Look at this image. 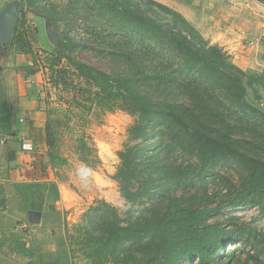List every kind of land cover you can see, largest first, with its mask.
Returning a JSON list of instances; mask_svg holds the SVG:
<instances>
[{
    "label": "trees",
    "instance_id": "1",
    "mask_svg": "<svg viewBox=\"0 0 264 264\" xmlns=\"http://www.w3.org/2000/svg\"><path fill=\"white\" fill-rule=\"evenodd\" d=\"M72 1L117 25L107 34L99 26L88 37L111 67L107 71L62 50H44L55 84L73 91L68 99L74 105L86 104L80 96L91 101L85 105L89 109L111 98L112 108L138 116L129 128L138 141L119 151L115 174L130 204L121 209L99 200L85 211L77 226L84 255L94 264H225L220 253L236 235L216 217L221 208L257 203L264 212V110L247 96L249 86L264 88V73L244 71L161 1ZM28 22L22 12L11 42L18 52L33 55L29 73L35 74L41 55ZM64 43L71 52L80 46L69 33ZM227 160L242 171L214 203L217 192L209 187L218 173L213 167ZM24 187L28 193L33 188ZM177 188L182 194L174 192ZM249 231L257 249L255 241L264 234L252 226ZM59 257L43 264H60Z\"/></svg>",
    "mask_w": 264,
    "mask_h": 264
},
{
    "label": "rangeland",
    "instance_id": "2",
    "mask_svg": "<svg viewBox=\"0 0 264 264\" xmlns=\"http://www.w3.org/2000/svg\"><path fill=\"white\" fill-rule=\"evenodd\" d=\"M19 1L21 7L17 12V17L25 12L28 21H42L41 18H44L47 21V30L49 29L53 35L51 38L43 25L36 32L28 22L35 49L41 55L38 71L41 73L40 88L43 94L37 92L34 86L29 87V93L36 106L40 108L39 110L42 109L39 104H44L40 119L45 121V129L37 133L39 140L42 137L47 146L43 154L38 151L40 149L38 147L36 156L43 155L48 175L55 180V183L61 182L62 190L72 189L74 193V205L61 212V223L58 225L49 223V226L47 223L43 226L38 224L36 236L41 241L55 240L53 241L56 243V251L47 254L50 260H55V257L60 256L58 261L60 264L61 257L64 264H94L93 257L87 258L84 255L86 248H81L80 240L77 238L79 235L77 226L85 211L99 200H105L121 209L129 206L130 203L120 193V185L115 179V174L120 163L119 151L127 144H134L138 141L129 134V128L138 116L122 107L112 108L111 98L105 99L102 105H94L89 109L85 105L91 101L87 100V96H80L79 102L86 104L74 105L73 101L68 99L73 91L70 89L68 92L63 85L55 84L52 77L53 68L50 66V54H45L44 50L51 53L62 50L81 61L108 71L111 61L93 49L95 44L90 39L93 36L88 37L99 26L107 34L117 25L108 20H99L95 14L89 13L91 10L87 11L85 7L84 10L83 6H78L72 0ZM158 1L178 10L205 39L211 44L222 47L231 60L244 71L249 74L264 73V4L262 2L259 0ZM195 17L199 18V23L192 19ZM211 22L213 25L209 30L220 40H215L212 33L209 36L201 26L202 24L207 27ZM66 31L80 43V46L73 52L64 46L66 34H68ZM233 44L237 47L241 45L244 55L250 58L244 65L239 64L235 60L237 56L230 52ZM62 63L67 65L65 58ZM58 68H61V64ZM55 69L57 67H54ZM260 95L262 99H259ZM247 96L253 106L264 110V91L260 87L258 91L252 86L247 87ZM82 100L88 102H81ZM82 142L86 143L84 148H81ZM180 160L179 156L177 162ZM213 169L218 175L215 176V180H212L215 183L210 184L209 191L217 192L213 200H215L214 203H219L226 191L225 188L237 182V176L242 168L235 161L227 160L221 161ZM95 173H97V179ZM41 192L39 190L35 192V198L40 199ZM174 192L180 195L182 189L177 188ZM44 196L43 192V209L46 207L47 211L41 214L43 218L54 216L52 211H48L51 204L46 197L44 200ZM216 217L231 233L236 235L230 242L224 244V251H220L222 259L225 258V264H264V240L255 241L257 250L248 238L251 236L250 226L254 227L258 233L261 231V234H264V212L260 210L259 204H242L231 208L225 205L221 208L220 215ZM214 218L212 216L208 221ZM23 231L27 235L30 233L29 229ZM59 250L60 253H58ZM61 250L67 252L69 259L65 258ZM227 254L229 256L226 258ZM104 264L110 263L105 262Z\"/></svg>",
    "mask_w": 264,
    "mask_h": 264
},
{
    "label": "crops",
    "instance_id": "3",
    "mask_svg": "<svg viewBox=\"0 0 264 264\" xmlns=\"http://www.w3.org/2000/svg\"><path fill=\"white\" fill-rule=\"evenodd\" d=\"M9 1L0 0V10ZM41 19L29 20V23L36 32L42 25L48 32L46 19ZM192 19L199 23L198 17ZM208 25L204 27L201 24L209 36L212 33L215 40H220L209 30L213 23ZM11 44L10 41L0 45V264H43L49 260L47 254L56 251V243L54 239L46 242L36 236L38 224H60L61 212L74 205V193L72 189L62 190L61 182L55 183L48 175L43 155L36 156L38 151L43 154L47 150L45 140L42 137L39 140L37 133L45 129V121L40 119L44 104H39L42 108L39 110L30 97L29 87L34 86L37 92L43 94L41 73L30 74L33 55L20 53ZM234 45H231L230 52L237 56L235 60L239 64L244 65L250 58L244 55L241 45ZM24 141L32 143V148L23 149ZM95 177L97 179V175ZM25 185L33 186L30 196H27L29 193ZM38 190L42 191L39 200L35 198ZM43 192L44 200L46 197L51 204L48 211H52L54 216L43 218L41 214L47 211L45 206L43 209ZM21 224L28 225V235L20 229ZM39 257L41 260H38Z\"/></svg>",
    "mask_w": 264,
    "mask_h": 264
},
{
    "label": "water",
    "instance_id": "4",
    "mask_svg": "<svg viewBox=\"0 0 264 264\" xmlns=\"http://www.w3.org/2000/svg\"><path fill=\"white\" fill-rule=\"evenodd\" d=\"M259 1L264 4V0ZM20 7L19 0H11L0 10V45L11 41L13 29L17 20V12ZM48 33L49 36L53 38L49 29ZM261 89L264 91V88ZM34 213L35 212H30V214Z\"/></svg>",
    "mask_w": 264,
    "mask_h": 264
},
{
    "label": "built area",
    "instance_id": "5",
    "mask_svg": "<svg viewBox=\"0 0 264 264\" xmlns=\"http://www.w3.org/2000/svg\"><path fill=\"white\" fill-rule=\"evenodd\" d=\"M23 149H31L32 148V143H30L29 141H24L22 144ZM20 229L22 230H27L28 229V225L27 224H21Z\"/></svg>",
    "mask_w": 264,
    "mask_h": 264
}]
</instances>
